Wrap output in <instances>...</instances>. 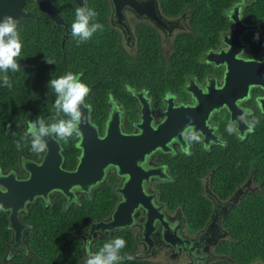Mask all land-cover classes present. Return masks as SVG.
I'll list each match as a JSON object with an SVG mask.
<instances>
[{
  "label": "flooded vegetation",
  "instance_id": "flooded-vegetation-1",
  "mask_svg": "<svg viewBox=\"0 0 264 264\" xmlns=\"http://www.w3.org/2000/svg\"><path fill=\"white\" fill-rule=\"evenodd\" d=\"M30 1L34 0H29L25 9L35 12L33 8L28 7ZM54 1L56 3V0ZM106 1L109 8L108 28L103 35L97 36L100 38L96 37L82 43L84 45H80L81 49L87 47L86 50L77 54L82 58L77 56L71 58V70L74 69L77 76L71 79L72 89L63 97L64 104L70 107L73 112V105L78 100L82 101L88 110L89 122L95 126L99 136L103 135L113 113L119 116L120 130L126 134L140 132L136 124L141 122L142 112L148 114L153 130L157 129L166 119L167 111L171 121V115L179 114V109H175L176 106L193 107L195 108L193 110L194 117H199L200 110L197 109L199 102L189 87L200 90L202 94L208 95L214 92L216 89H209L208 85L213 83L214 87L218 88L223 83L227 70L225 59L229 56L231 48L236 51V58L264 62V0H194L198 8L196 12L192 4L193 0ZM88 5V0H84V8L80 9L78 5L77 7L82 13L89 14ZM69 28V35L77 32L71 25ZM176 30L179 31L173 34ZM182 37L186 39L185 41L189 40L193 45H197L195 47H199L200 51L195 54L192 53L194 48L191 51L186 49L183 51L181 47V50L177 52ZM194 37L196 40L193 42L191 40ZM109 46L117 48L116 51L127 55V58L130 57L133 62L153 63L154 71L164 72L165 77L177 78L183 74L182 87L175 90L164 81L161 91L154 92V89L151 88V85L155 84L152 78L141 81L122 79V82L110 78L115 75L109 71L108 64H116L111 60L108 61V52L105 58L101 56ZM78 52L80 51L76 50V53ZM84 52L85 54H83ZM157 54L160 56L153 60L152 56ZM175 54L180 55L182 59L174 56ZM85 57L88 59L83 61L82 59ZM57 61H59V56ZM173 62L181 64L178 71H175L176 69L165 71L155 66L156 63ZM24 63L26 65V62ZM82 76L90 82L89 87L80 83ZM95 87L106 91L105 111L101 115L94 113L93 96L90 92ZM113 87L117 90L110 89ZM87 94H89L88 97H86ZM263 98L264 88L260 85H251L248 95L236 101L238 108L244 110L242 118L245 127L242 132L239 131L236 121L231 119V114L225 106L214 107L204 120V126L207 128L206 134L200 129L196 130L198 123L190 120L181 125L184 127L181 132L182 141H178L175 138L178 137V134H175L166 142L167 149H162L161 145H158L145 155L144 160H138V164L145 173L139 172V181L137 179L139 189L135 188L132 194L127 192L128 199L135 202L136 205L130 211L129 217L123 215L122 218L128 219L125 227L111 230L106 226L112 220L114 209L126 201L124 197L125 183L131 178L128 174L120 175L116 167L112 165L105 169L104 177L100 182L89 186L86 190L74 187L72 195L53 190L47 197H38L31 203L27 202L19 210L18 238L16 231L10 226L9 212L1 208L7 213V226L11 232L7 255H11L10 259H12L13 256L20 253L24 255L32 253L27 236L33 228V223L27 217V213L36 201L41 200L46 206L53 205L54 195L59 192L63 196L65 206L70 207V205L81 203L85 197H91L93 191L101 184L110 182L112 190L116 194V201L110 214L106 217L91 218L84 227L77 228L73 232V236L82 242L85 258H91L92 248L100 237L110 235L117 230H128L132 232L136 240V247L132 253L136 260L156 264H213L220 260L233 261L218 250L220 242L228 237V235L223 238L219 236L225 235V231H227L223 226V219L230 207L241 202L245 193L259 190V184L253 180L251 175L246 182L236 186L234 193L229 198H222L213 182V174L216 170L218 171V157H215V154L218 153L219 145H227L230 140L240 143L256 131L257 125L261 123V118L264 116V109L260 103ZM169 100L172 101L170 109H168ZM101 116H103L102 124L100 123ZM76 119L75 115L72 127L79 124ZM172 122H174V126L170 131L178 127L177 121ZM28 129L34 136L40 130L51 131L53 136L60 141L63 154L62 139L53 130L31 124ZM208 133L209 140L206 142L205 137ZM37 139L42 147L41 153L37 155L23 154L19 157L17 164L7 168L0 165V178L9 175H14L17 179L27 178L28 173L21 168V165L40 162L39 160L44 154L42 143L39 138ZM76 141V145L79 147L80 137ZM79 149L81 153V148L79 147ZM178 154L189 156V158H198L200 155H204L207 160L215 159L208 162L209 169L203 172H195L190 167L185 170V176L192 173L193 176H199L203 193L206 194L203 197L211 201L212 210L208 221L213 217L214 226L207 227V221L202 228H195L190 223L192 218L183 208V202H176L173 190L174 167L171 161ZM76 166L77 164L72 169L65 168L63 154V168L74 170ZM182 180L181 184H183ZM0 188L3 187L0 185ZM129 203L123 210H128ZM148 206L151 207V216ZM249 264L263 263L256 260Z\"/></svg>",
  "mask_w": 264,
  "mask_h": 264
},
{
  "label": "trees",
  "instance_id": "trees-1",
  "mask_svg": "<svg viewBox=\"0 0 264 264\" xmlns=\"http://www.w3.org/2000/svg\"><path fill=\"white\" fill-rule=\"evenodd\" d=\"M88 2L89 14H84L74 0H56L61 14L77 31L66 38L64 46L63 26L41 12L34 1H30L28 7L34 9L36 17L22 19L21 24L10 31L7 41L15 46L7 53L14 59L26 62V65L9 67L0 61V165L5 168L17 164L23 154L37 155L42 151L38 139L26 128V124L53 130L62 139L64 167L72 169L77 164L80 149L76 145L79 133L72 129L75 114L63 102V97L72 89L71 79L77 76L76 71L71 70V61L87 49L86 46L81 49L82 43L103 35L108 28L107 1ZM192 4L195 12L198 11L194 0ZM185 40L183 37L180 39L177 52L181 47L183 51L194 48L192 53L195 54L200 51L199 47H195L197 45ZM195 40L194 37L191 41ZM76 50L80 52L76 53ZM106 53L108 61L116 64H108L109 71L116 77L110 78L120 82L122 79L141 81L152 78L155 82L151 85L154 92L161 91L164 81L175 90L182 87L183 74L177 78L165 77L164 72L154 71L153 63L133 62L111 46L101 56L105 58ZM158 56H152V59L156 60ZM174 56L182 59L178 54ZM155 66L165 71H178L181 64L156 63ZM80 83L90 86L84 76ZM110 89L117 90L115 87ZM105 92L99 87L90 92L96 115L104 114ZM102 120L103 116L100 118L101 124ZM258 125L256 131L244 141L230 140L227 145L218 146V171L213 174V182L220 196L229 198L236 186L246 182L251 175L259 184V190L245 193L241 202L228 209L223 226L230 237L220 242L218 250L233 261L220 260L213 264H249L256 260L264 264V116ZM172 160L176 202H183V208L192 218L191 225L202 228L210 217L211 201L201 197L202 184L193 173L190 175V187L182 186L180 181L185 177L187 167L195 172H203L209 169L208 162L215 159L207 160L204 155L189 158L178 154ZM115 201L116 194L110 182L101 184L91 197H85L81 203L70 207L65 206L59 192L54 195L53 205L46 206L41 200L36 201L27 213L33 223L27 236L32 253H20L12 259L11 255H7V245L11 239L8 217L0 209V264H156L133 257L136 240L128 230H117L100 237L92 248L91 258L84 257L82 242L73 236V232L84 227L91 218L108 216Z\"/></svg>",
  "mask_w": 264,
  "mask_h": 264
},
{
  "label": "water",
  "instance_id": "water-1",
  "mask_svg": "<svg viewBox=\"0 0 264 264\" xmlns=\"http://www.w3.org/2000/svg\"><path fill=\"white\" fill-rule=\"evenodd\" d=\"M28 1L0 0V61L9 67L25 65L24 62L12 58L6 51L15 46L7 42L12 28L15 25H20L23 18L36 17L35 12L25 9ZM34 1L41 12L45 13L57 25L63 26L62 45L64 46L70 32V24L65 16L61 14L54 0ZM75 2L80 9L84 8V0H75ZM235 52L231 48L229 56L225 59L227 70L223 83L218 88H215L213 83L208 85L209 89H216L214 92L207 95L202 94L196 88L189 87L199 102L197 106V109L200 110L199 117H194L193 110L195 108L193 107L176 106L175 109H179V114L177 116L171 115V119L178 122V127L173 128L172 131L170 130L174 126V122L170 120L168 111L166 112V119L155 130L150 126L148 114L142 112L141 122L136 124L140 132L133 134H126L120 130L119 116L113 113L103 135L99 136L95 126L89 122L87 108L84 107L82 101L78 100L73 108L79 124L72 128L79 133L81 153L74 170L63 168L62 147L60 141L53 136L51 131L40 130L36 133L35 136L40 139L44 148L40 162H29L21 165V168L28 173L25 179H17L14 175L0 178V185L3 187L0 188V209L9 212L10 226L16 231L17 238L20 229L19 210L27 202L31 203L38 197H47L53 190L61 191L66 195H72L74 187L86 190L89 186L97 184L103 179L105 169L110 165L115 166L120 175L128 174L131 178L125 183L124 197L126 201L114 209L112 220L106 226L111 230L125 227L128 219L122 217L123 215L129 217L130 211L136 205L135 202L128 199V193L132 194L135 188L139 189L137 185L139 172L145 173L138 164V160H144L145 155L158 145H161L162 149H167L166 142L175 134H178V137L175 138L182 141L181 132L184 127L181 125L193 120L198 123L196 130L200 129L206 134L207 128L204 126V120L207 118L208 112L214 107L225 106L231 114V119L236 121L239 131L242 132L245 127L242 118L244 110L238 108L236 101L248 95V89L251 85H260L264 88V62L236 58ZM260 103L264 109V98L260 100ZM171 106L172 101L169 100L168 109ZM166 129L168 131H165ZM171 132L172 135H170ZM161 135L162 138H160ZM208 135L209 133L205 137L206 142L209 140ZM128 203V210H123ZM149 209L151 216V207ZM206 226H214L213 217ZM228 234L229 232L225 231V235L219 236L223 238Z\"/></svg>",
  "mask_w": 264,
  "mask_h": 264
},
{
  "label": "rangeland",
  "instance_id": "rangeland-1",
  "mask_svg": "<svg viewBox=\"0 0 264 264\" xmlns=\"http://www.w3.org/2000/svg\"><path fill=\"white\" fill-rule=\"evenodd\" d=\"M177 31H179V30H176V31H174L173 32V34L174 33H176ZM117 49V48H116ZM111 66H114V64H110ZM26 128L28 129L29 128V125L28 124H26ZM215 157H218V153L216 152V154H215ZM214 159V158H213ZM173 171H174V173H175V170H174V168H173ZM197 176V175H196ZM190 179H191V177H190V174L189 175H187V176H185V177H183V180H182V182H183V184H182V186H188V187H190L191 185H190ZM197 181L199 182L200 181V178H199V176H197ZM188 182H189V184H188ZM181 186V187H182ZM187 187V188H188ZM186 188V187H185ZM200 195H201V197H203V196H206V194L205 193H203V190H202V188H201V190H200ZM206 198V197H205ZM208 199V198H207ZM183 200V199H182ZM228 231V230H227ZM229 232V231H228ZM230 237V233L228 234V237L227 238H229Z\"/></svg>",
  "mask_w": 264,
  "mask_h": 264
}]
</instances>
